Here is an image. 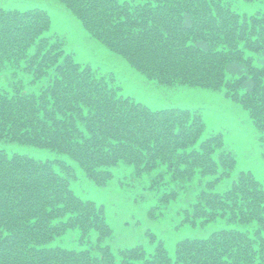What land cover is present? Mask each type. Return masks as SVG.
Instances as JSON below:
<instances>
[{"label":"trees","instance_id":"16d2710c","mask_svg":"<svg viewBox=\"0 0 264 264\" xmlns=\"http://www.w3.org/2000/svg\"><path fill=\"white\" fill-rule=\"evenodd\" d=\"M58 1L146 78L222 90L264 145V0ZM51 23L43 6L0 5V73H13L0 84V140L24 148L0 146V264H264V186L250 169L233 173L223 131L207 129L200 107L124 94ZM40 148L51 154H32ZM117 171L152 176L150 217L174 207L177 226L225 225L172 252L150 228V247L115 245L105 204L73 185L103 186Z\"/></svg>","mask_w":264,"mask_h":264},{"label":"rangeland","instance_id":"374dc122","mask_svg":"<svg viewBox=\"0 0 264 264\" xmlns=\"http://www.w3.org/2000/svg\"><path fill=\"white\" fill-rule=\"evenodd\" d=\"M0 5L20 8L39 5L46 8L52 19L51 29L65 37L66 47L73 52L76 60L89 62L101 71L113 70L124 94L132 95L153 108L170 105L200 107L207 129L222 130L225 145L235 154L236 166L233 173L241 168L250 169L264 186V145L257 139L258 133L246 111L239 103L225 96L222 90L189 84L166 86L146 78L124 57L93 38L79 19L58 0H0ZM11 73L12 69L8 68L1 72L0 84H7L13 74ZM22 74L25 76V87H35V83L28 82L27 74ZM0 146L11 150L24 149L23 146L10 145L3 140H0ZM32 154L45 158L51 152L40 148L32 151ZM151 178L152 176L135 177L130 173L124 176V173L117 171L114 179L106 185L98 186L86 178L77 180L73 187L81 195L105 204L107 217L115 231V245L142 242L150 247L151 242L143 234L150 228L163 238L172 252L177 239L186 235H207L214 228L225 225L222 219H217L205 225L177 226L179 214L174 213V207L165 211L162 216L159 215V218L150 217L148 210L153 205L155 196L152 192L149 195L145 193L148 188H144V184L147 179L150 183Z\"/></svg>","mask_w":264,"mask_h":264}]
</instances>
